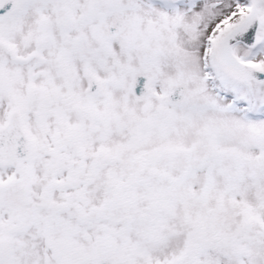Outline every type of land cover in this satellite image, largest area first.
Instances as JSON below:
<instances>
[{"label":"snow or ice","instance_id":"6c2138e0","mask_svg":"<svg viewBox=\"0 0 264 264\" xmlns=\"http://www.w3.org/2000/svg\"><path fill=\"white\" fill-rule=\"evenodd\" d=\"M0 264H264V0H0Z\"/></svg>","mask_w":264,"mask_h":264}]
</instances>
